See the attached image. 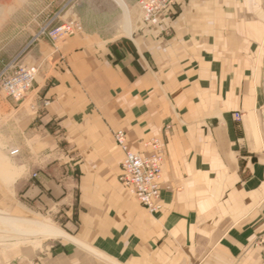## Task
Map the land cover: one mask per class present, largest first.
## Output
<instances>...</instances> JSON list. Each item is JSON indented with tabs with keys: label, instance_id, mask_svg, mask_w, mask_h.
<instances>
[{
	"label": "crops",
	"instance_id": "obj_1",
	"mask_svg": "<svg viewBox=\"0 0 264 264\" xmlns=\"http://www.w3.org/2000/svg\"><path fill=\"white\" fill-rule=\"evenodd\" d=\"M120 1H100L106 28L34 44L32 88L7 98L16 192L61 228L39 263L261 264L264 0H177L117 30L139 14ZM118 131L141 157L162 148L155 212L119 182Z\"/></svg>",
	"mask_w": 264,
	"mask_h": 264
},
{
	"label": "rangeland",
	"instance_id": "obj_2",
	"mask_svg": "<svg viewBox=\"0 0 264 264\" xmlns=\"http://www.w3.org/2000/svg\"><path fill=\"white\" fill-rule=\"evenodd\" d=\"M100 1L0 0V76L13 62L16 66H34L28 58L29 50L44 37L30 43L40 30L70 24L80 26L81 30L106 28L108 19L97 12L102 7ZM140 19V11L136 18L117 19V30L139 28ZM7 98L0 85V264H40L39 258L48 245L61 238H57L61 228L50 218L31 212L16 192L15 180L22 169L12 125L15 113ZM47 229L57 232L56 236L46 234Z\"/></svg>",
	"mask_w": 264,
	"mask_h": 264
},
{
	"label": "built area",
	"instance_id": "obj_3",
	"mask_svg": "<svg viewBox=\"0 0 264 264\" xmlns=\"http://www.w3.org/2000/svg\"><path fill=\"white\" fill-rule=\"evenodd\" d=\"M176 2L177 0H138L137 4L142 22L148 26L158 25ZM80 31L81 27L73 24L63 25L54 30H40L30 44L41 37H48L51 40L64 39ZM36 73L37 70L34 66H16L13 62L1 73L2 91L7 97L20 102L32 88ZM235 118L238 120L239 114H236ZM114 140L124 154L119 182L149 212H155L159 209L160 175L163 160L160 144L157 141H152V154L148 157H141L128 149L122 131L114 134ZM259 243L262 244L263 242ZM260 260L261 264H264V247L261 251Z\"/></svg>",
	"mask_w": 264,
	"mask_h": 264
},
{
	"label": "bare ground",
	"instance_id": "obj_4",
	"mask_svg": "<svg viewBox=\"0 0 264 264\" xmlns=\"http://www.w3.org/2000/svg\"><path fill=\"white\" fill-rule=\"evenodd\" d=\"M116 1L119 2V4H120V2H121L120 0H116ZM137 6H138V4H137ZM138 8H139V7H138ZM140 20H141V19H140ZM141 22H142V20H141ZM142 23H143V22H142ZM151 154H152V153H151ZM151 154H150V155H151ZM150 155H149V156H150ZM39 225L42 226L43 224H42V223H39ZM45 233L48 234V235H52V236H54V235L56 236V234H57V232H53V231L50 230V229H47V230L45 231Z\"/></svg>",
	"mask_w": 264,
	"mask_h": 264
}]
</instances>
